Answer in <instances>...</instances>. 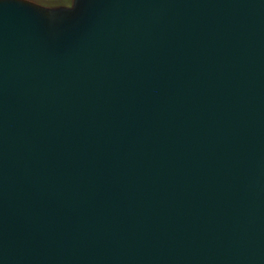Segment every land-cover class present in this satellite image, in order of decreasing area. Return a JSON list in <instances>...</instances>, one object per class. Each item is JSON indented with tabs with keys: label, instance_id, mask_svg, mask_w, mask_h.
<instances>
[{
	"label": "water",
	"instance_id": "95a60500",
	"mask_svg": "<svg viewBox=\"0 0 264 264\" xmlns=\"http://www.w3.org/2000/svg\"><path fill=\"white\" fill-rule=\"evenodd\" d=\"M19 4L0 264H264V0H98L51 41Z\"/></svg>",
	"mask_w": 264,
	"mask_h": 264
},
{
	"label": "rangeland",
	"instance_id": "374dc122",
	"mask_svg": "<svg viewBox=\"0 0 264 264\" xmlns=\"http://www.w3.org/2000/svg\"><path fill=\"white\" fill-rule=\"evenodd\" d=\"M1 1V0H0ZM27 10L37 12L40 36L45 41L60 37L79 28L98 0H19ZM40 11V13L38 12Z\"/></svg>",
	"mask_w": 264,
	"mask_h": 264
}]
</instances>
